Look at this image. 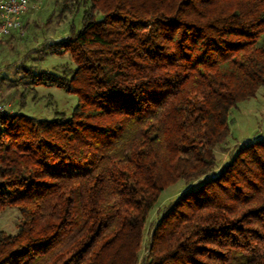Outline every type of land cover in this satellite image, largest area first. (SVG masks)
<instances>
[{
    "label": "trees",
    "instance_id": "obj_1",
    "mask_svg": "<svg viewBox=\"0 0 264 264\" xmlns=\"http://www.w3.org/2000/svg\"><path fill=\"white\" fill-rule=\"evenodd\" d=\"M81 3L55 0L61 14ZM89 3L44 51L75 67L23 69L76 95L71 116L0 112V212L21 217L0 230V264H264V138L214 173L231 110L264 86V0ZM180 181L197 184L142 256L150 213Z\"/></svg>",
    "mask_w": 264,
    "mask_h": 264
},
{
    "label": "rangeland",
    "instance_id": "obj_2",
    "mask_svg": "<svg viewBox=\"0 0 264 264\" xmlns=\"http://www.w3.org/2000/svg\"><path fill=\"white\" fill-rule=\"evenodd\" d=\"M89 2L87 0V4L81 3L72 12L61 14L55 0H38L36 7L23 20L22 33L15 32L0 40V104L5 107L0 112L20 110L38 120L53 119L55 111L71 116L78 101L76 95L57 87L29 84L23 69L39 68L60 73L65 66L75 67L69 55H47L44 51L50 42L66 37L72 25L80 28L83 11ZM24 95L29 97L23 99ZM259 138H264V86L259 88L254 97L231 110L230 134L215 148L217 168L214 173H218L229 162L241 145ZM196 184L188 185L180 181L162 192L146 222L142 256L146 254L156 224L168 206ZM20 220V214L15 208L5 209L0 212V230L15 233Z\"/></svg>",
    "mask_w": 264,
    "mask_h": 264
},
{
    "label": "built area",
    "instance_id": "obj_3",
    "mask_svg": "<svg viewBox=\"0 0 264 264\" xmlns=\"http://www.w3.org/2000/svg\"><path fill=\"white\" fill-rule=\"evenodd\" d=\"M38 0H0V40L22 33L23 17L36 7ZM5 107L0 104V111Z\"/></svg>",
    "mask_w": 264,
    "mask_h": 264
}]
</instances>
